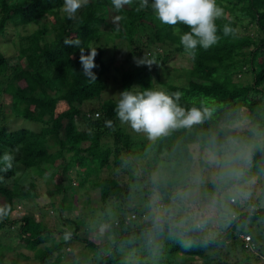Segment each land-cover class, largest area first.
I'll use <instances>...</instances> for the list:
<instances>
[{"label":"trees","instance_id":"obj_1","mask_svg":"<svg viewBox=\"0 0 264 264\" xmlns=\"http://www.w3.org/2000/svg\"><path fill=\"white\" fill-rule=\"evenodd\" d=\"M63 4L64 0H0V39L12 26L14 37L7 41L11 40L16 48L9 56L0 50V78L14 74L7 93L15 98L12 107L17 118L40 126L36 131L0 130V206L11 208L9 215L0 220V231L18 223L17 239L35 252L38 264H65L62 246L72 240L82 242L83 250L95 255L96 264H193L194 259L214 264L215 250L237 240L252 221H264V206L240 213L217 236L197 235L190 248L177 239H164L162 245L150 244L145 235L147 221H140L147 206L127 205L128 201L140 199L144 191L139 187L142 178L135 176L129 183H122L110 176L102 177L101 173L104 168H121L130 159L149 156L144 166L157 163L165 172L183 170L188 174L194 161L191 147L198 136L242 119H246L248 128L243 135L257 125L264 128V0H217V6L224 10V16L216 20L220 39L207 50L198 46L195 58L180 44V35L190 29L183 24H162L151 7L137 12L138 0L119 13L112 0H89L74 20L67 18ZM115 15L124 17L118 31L112 22ZM225 25L234 30L233 34H223ZM33 26L38 28L31 29ZM76 38L81 40L85 55L89 48H97L95 82L83 75L79 48L64 44L65 39ZM173 53L188 59V65L179 69L185 72L186 79L168 80L163 83L164 91L181 92L182 106L205 102L213 108V115L190 131L177 130L156 141L145 137L132 140L118 125L114 109L119 97L101 101L107 90L106 78L117 72L120 92L154 89V82H160V71L167 69L165 64ZM119 55L123 58L117 63ZM144 56L155 60V64L137 66L135 59ZM242 74H248L251 82H241ZM108 120L113 122L112 128L106 126ZM5 153L13 156L12 168L6 172L2 159ZM251 159L256 171L264 174V142ZM15 163L28 175L27 182L21 184L16 177ZM72 172L81 186L92 181L102 203L118 204L122 215L110 222L112 242L82 240L75 236L81 229L75 221L69 222L74 228L69 239L54 242L52 231L36 221L32 213H25L19 220L12 217L14 196L18 201L35 198V179H43L46 185L53 186V191L61 193ZM153 185L159 194L168 195L162 181L156 180ZM125 206L128 212H135L133 220L125 218ZM48 241L53 243L39 247ZM3 258L0 246V264Z\"/></svg>","mask_w":264,"mask_h":264},{"label":"clouds","instance_id":"obj_2","mask_svg":"<svg viewBox=\"0 0 264 264\" xmlns=\"http://www.w3.org/2000/svg\"><path fill=\"white\" fill-rule=\"evenodd\" d=\"M88 3L89 0H64L63 11L69 20H74L77 12ZM133 3L134 0H112L117 13ZM149 7L162 24L173 27L183 24L190 29L180 35V44L193 58L198 46L207 50L220 39L216 20L224 16V10L217 6V0H153L151 4L149 0H138L135 10L140 12ZM123 19L121 15L113 17L117 31ZM233 31L228 25L223 27L225 36L233 34ZM64 44L79 48L83 75L95 82L97 77L93 69L98 67L94 62L97 48H89L85 55L79 38L65 39ZM135 63L151 67L155 60L144 56L135 59ZM133 89L118 94L114 111L121 123L127 124L134 133L146 136L149 141L168 137L181 129L190 131L213 115V108L205 102L199 106H182L181 92L169 94L152 88L143 91ZM105 123L107 127H113L111 120ZM246 123V119L226 122L197 137L193 149L204 166L177 177L170 195L165 197L155 193L147 205L144 219L148 228L145 235L150 244H159L163 239H177L185 248H190L197 235L210 233L219 220H227L231 216V205L235 201L251 195L243 180L255 144L264 141V128L257 125L250 129L249 134L243 135ZM2 159L6 172L12 168L13 156L5 153ZM2 179L0 177V181ZM10 211L11 208L0 206V220L5 219ZM64 238L69 239V234Z\"/></svg>","mask_w":264,"mask_h":264},{"label":"rangeland","instance_id":"obj_3","mask_svg":"<svg viewBox=\"0 0 264 264\" xmlns=\"http://www.w3.org/2000/svg\"><path fill=\"white\" fill-rule=\"evenodd\" d=\"M49 21L50 27H53V20L50 19ZM37 28V26L31 27V29L34 30ZM251 29H255V27H251ZM16 30L19 31V29ZM13 32L14 28L9 26L6 30L5 37L0 39V50L8 56L13 55L16 51L15 45L12 41H7L14 37ZM22 34H25V32H22ZM159 52H161V50H159ZM122 58L123 57L119 55L117 63H119ZM187 65L188 59L185 56L173 53L167 64H165L167 69L160 71V82H154V90L164 91L165 88L163 83L168 80H173L175 82V79L179 78L184 81L186 79V74L183 70L179 71V69ZM13 75L14 74L10 72V75L0 78V130L5 128L8 131H17L19 129L36 131L40 126L31 121L17 118V112L14 107H12L15 98L8 95L7 91L8 87L12 84ZM108 75L109 76L106 78L107 90L102 94L101 101L117 99L119 97L120 76L117 72H111V74ZM239 80L243 83L251 82L248 74H242ZM86 106L88 108L90 105ZM59 110L62 109L59 108ZM118 125L125 133L133 138L132 140H137L142 137L147 139V137L142 134L138 135L134 133L127 124L121 123L120 120L118 121ZM247 129L248 128L245 126L243 130ZM109 142L112 143V139H109ZM263 142L264 141H258L255 144L246 166V174L243 183L247 185V190L251 195L246 199L241 198L235 201L231 205V216L227 220H219L216 225L211 228L210 233L205 234L213 237L217 236L222 233L230 224L231 220L237 217L240 213L262 208L264 206V174L256 171L251 159L253 153L258 149V145H261ZM135 148L136 147H133V150ZM191 150L194 161L188 174L196 170L197 167L204 166L203 161L195 156L193 146L191 147ZM148 157L143 159H130L127 166L121 168L110 166V169L104 168L101 173L102 177L110 176L122 183H129L131 177L139 176L142 178L139 187L140 189H144V191L142 190L141 194L138 196L140 197L139 200L135 199L133 201L135 203H130V201H128L127 205L129 207L134 204L136 206H147L153 199L154 194L159 193L153 185L156 180L162 181V184L166 187L168 195H170L174 190L175 179L186 174L183 170L172 173L169 172L170 170L165 169L168 172L167 173L163 171L162 167L157 163L144 166L145 162L149 163ZM14 165L16 167V177L20 178V183L27 182L29 178L28 175L24 174L22 167L18 163H15ZM210 174L211 173L209 172V175ZM66 178L67 183H65V191H62L61 193L53 191V186L49 187L46 185L43 179H35V198L26 201H18L16 198L17 195L14 196L15 211L12 213V217L19 220L25 215V213H32V217H34L36 221L43 222L47 225L49 230L52 231L54 242H59L64 239L66 233L69 235L72 234L74 228L69 226L70 221L80 223L79 225L81 229L76 231L75 236L80 237L82 240L86 239L93 241L94 243L112 242L113 235L110 230V222H115L118 216L122 215L118 204L115 202L102 203L98 190L93 188L91 184L92 181L81 186V184L78 183V178L75 176L74 172L70 173ZM128 206H125L126 211L124 216L126 219L133 220L132 216L135 215V212H128ZM144 217H140L141 222L145 221ZM18 226L19 224L16 223L15 227L11 228L7 226L0 231V246L2 253H4V258L1 264H38L35 260V252L27 250L23 244L18 241ZM247 235L251 237V241L248 243L244 241V237ZM165 240L173 242V239ZM52 243V241H48L39 247L50 246ZM162 243H164V239L161 241V245ZM83 249L84 245L79 241L72 240L68 245L64 244L61 250L63 253V262L65 264H74V261H80V264H96L95 255L87 250L84 251ZM217 250L212 253L214 264H219L220 262L227 264H264V221H252L248 227L244 228L243 232L238 234L237 240H231ZM194 260L193 264H201L199 259ZM52 261L53 259L50 260V262Z\"/></svg>","mask_w":264,"mask_h":264},{"label":"built area","instance_id":"obj_4","mask_svg":"<svg viewBox=\"0 0 264 264\" xmlns=\"http://www.w3.org/2000/svg\"><path fill=\"white\" fill-rule=\"evenodd\" d=\"M97 116V115H96ZM244 241L246 242V243H248V242H250L251 241V237L250 236H245L244 237Z\"/></svg>","mask_w":264,"mask_h":264}]
</instances>
